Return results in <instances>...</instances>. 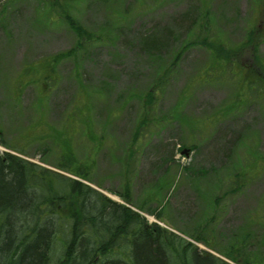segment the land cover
Segmentation results:
<instances>
[{"label":"rangeland","instance_id":"obj_1","mask_svg":"<svg viewBox=\"0 0 264 264\" xmlns=\"http://www.w3.org/2000/svg\"><path fill=\"white\" fill-rule=\"evenodd\" d=\"M260 11L264 0H0V150L107 194L128 189L126 204L162 208V226L201 236L199 250L264 264V81L244 72L264 69ZM71 21L93 41L78 46ZM154 34L163 45L146 50ZM217 36L246 50L213 63L204 39ZM68 147L89 180L58 167ZM62 217L53 263L70 239Z\"/></svg>","mask_w":264,"mask_h":264},{"label":"trees","instance_id":"obj_2","mask_svg":"<svg viewBox=\"0 0 264 264\" xmlns=\"http://www.w3.org/2000/svg\"><path fill=\"white\" fill-rule=\"evenodd\" d=\"M70 24L75 27L80 39L92 40L90 31L73 21ZM148 37L142 39V45L149 51L153 50L152 46L161 48L163 44L159 43V39H165L154 34L153 38L157 39L150 42L152 36ZM207 41L205 39L204 43ZM208 47L213 48L214 58L226 61L237 58L246 50L243 44L225 48L222 44L211 46L208 43ZM72 53L69 51L61 56ZM147 95L152 101L153 90ZM0 144L5 145L2 139ZM64 153L65 156L63 153L59 156L58 167L74 173L71 170L76 166L74 174L86 177L88 166L79 163L69 147ZM125 199L130 201L127 195ZM29 215H33V222L30 220L29 225H20L23 223L21 218L25 221ZM157 215L160 216V213ZM53 216L62 217L72 228L70 239L54 263L51 261ZM101 230L109 233L111 241L103 239ZM87 232L92 234L87 235ZM119 245L125 250H119V256L113 255L111 251ZM86 251L89 253L86 254ZM229 255L235 260L240 257L238 250L231 251ZM0 264L230 263L211 253L200 252L195 244L157 223L149 224L140 213L112 201L77 179L0 150Z\"/></svg>","mask_w":264,"mask_h":264},{"label":"bare ground","instance_id":"obj_3","mask_svg":"<svg viewBox=\"0 0 264 264\" xmlns=\"http://www.w3.org/2000/svg\"><path fill=\"white\" fill-rule=\"evenodd\" d=\"M149 38V37H148ZM153 38V36L152 37H150L149 38V41L150 42H152L151 40H156L157 39V37L154 39H152ZM159 38H161V37H159ZM163 38H164V35H163ZM160 41H159V43H161L162 42V40L163 39H159ZM205 40V39H204ZM185 50L184 49H181V50H178V52H177V54H176V58H175V61L174 62H172V64H173V66H175V65H177L178 64V61H179V58L181 57V54L184 52ZM178 59V60H177ZM171 71V70H170ZM165 77V76H164ZM163 77V79H165ZM154 89H155V87H153V88H151L150 90H153V95H154V97H153V99H152V101L156 98V95H155V93H154ZM149 90V91H150ZM148 91V92H149ZM147 92V93H148ZM149 97V96H148ZM86 185H88L89 187H93V186H91L90 184H88V183H85ZM101 188V187H100ZM100 188H98V187H93V189L94 190H96V191H98V192H100V193H102L103 195H105L107 198H109V199H111L112 201H114V202H116V203H118V204H121V205H124V206H127V207H129L131 210H133V211H135V212H138V213H140L142 216H144L147 220H148V215H153L154 216V218H153V222H149V220H148V223L149 224H153V223H156V220H157V217H156V215L154 214V213H152V214H143V212L145 211L144 209H142V208H140V207H137V206H130V205H128V204H125V202L127 201L126 199H125V195H127L128 197H129V195H128V189H127V192H118L117 193V191H111V193L112 194H114V195H112V194H107L106 192H104L103 190H101ZM122 199V200H120L119 199V197ZM129 199H130V197H129ZM127 202H130V201H127ZM140 206V205H139ZM161 227H163L162 225H161ZM164 228V227H163ZM102 232H101V234H103V239H105V240H108V241H111L110 239H109V237H110V235H109V233L108 232H106L105 230H101ZM68 232L71 234L72 233V228L71 227H69V229H68ZM87 234H92V232H87ZM105 237V238H104ZM89 252L88 251H86V254H88ZM85 261V260H84Z\"/></svg>","mask_w":264,"mask_h":264}]
</instances>
